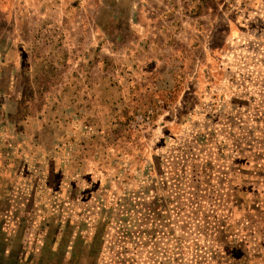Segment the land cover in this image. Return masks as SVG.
<instances>
[{
    "label": "rangeland",
    "instance_id": "rangeland-1",
    "mask_svg": "<svg viewBox=\"0 0 264 264\" xmlns=\"http://www.w3.org/2000/svg\"><path fill=\"white\" fill-rule=\"evenodd\" d=\"M236 8L172 57L100 12L0 37V264H264V0Z\"/></svg>",
    "mask_w": 264,
    "mask_h": 264
},
{
    "label": "crops",
    "instance_id": "crops-1",
    "mask_svg": "<svg viewBox=\"0 0 264 264\" xmlns=\"http://www.w3.org/2000/svg\"><path fill=\"white\" fill-rule=\"evenodd\" d=\"M195 1L199 2V8L193 12L195 7L193 2ZM236 2L237 0H223L222 2L220 0H84V9L78 10L76 0H0V37L3 34H8V49L12 51L14 29H19L17 22L29 20L34 17L36 12H40V29H52L56 23L54 19L59 12H62L61 16L68 18L69 23L73 19L74 24L72 29L69 28V34L72 32L74 35L76 34L75 23L78 12H83L85 29H93V19L98 16L97 12H100L99 16L104 19L123 17L129 19L126 29H131L134 35L140 34L137 35L136 42L140 41V36L144 34L148 38L146 40L150 47L156 46L153 37H156L158 32L162 35L173 34L175 37L170 40L171 42L166 41V44L169 43L168 45L162 42L157 44H162L158 46L161 50H164L165 47L169 49L172 52L169 57H172L173 52L183 50L187 42H191L189 47L193 44L191 41L193 38L189 35L190 29H215L212 23L205 24L198 18L208 20L214 15L212 13H219L222 10V14H228L226 15L230 27L228 29L237 27L235 25L237 21ZM66 4L68 8H66ZM217 15L220 16V14ZM193 16L196 17V23H190ZM67 26L65 25V27ZM197 35L202 37L203 43L205 32L199 31ZM103 44L105 45V43ZM1 50L0 43V53ZM5 56V54H0V64H3L7 59Z\"/></svg>",
    "mask_w": 264,
    "mask_h": 264
}]
</instances>
